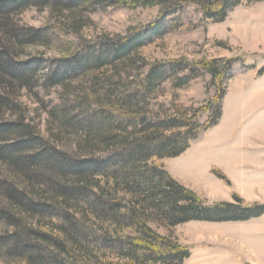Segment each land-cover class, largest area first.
Returning a JSON list of instances; mask_svg holds the SVG:
<instances>
[{"label":"trees","instance_id":"obj_1","mask_svg":"<svg viewBox=\"0 0 264 264\" xmlns=\"http://www.w3.org/2000/svg\"><path fill=\"white\" fill-rule=\"evenodd\" d=\"M84 1L88 0H0V261L4 264H183L190 258V250L154 231L148 223L150 216L154 215L160 225L177 226L188 222H246L264 215V205L245 204L236 194L233 202L206 203L164 168L149 165L151 159L180 157L200 132L219 124L226 95L225 80L237 59L192 65L212 75L217 85L214 101L196 109L192 115H170L150 123L146 117L135 115V106L141 103L142 93L160 84L167 69L152 67L140 90H132L130 77L119 73L113 82L104 85L108 87L98 96L93 109L81 110L75 117L64 111L65 121H73L70 124L82 132L71 157L63 149L57 151L50 145L37 125L26 124L11 95L13 91L32 87L42 67L40 62L21 63L20 50L51 42L40 29H19L11 16L31 7L72 12ZM95 1L128 8L158 6L160 19L194 5L214 22H224L242 4L264 2ZM156 26L151 24L148 29L153 32ZM144 38L145 31L140 30L125 42L103 44L96 52L89 45L83 51V46L75 45L73 54L45 68L48 73L43 77V85L60 86L82 69L128 63ZM183 63L174 62L176 66L170 69L180 68ZM117 91L121 92L116 96ZM207 112L210 113L207 121L197 123L200 114ZM5 116L16 119L5 121ZM136 132L140 133L139 137L130 141L128 135ZM113 159L118 160L115 162L119 168L111 187L109 168ZM141 163L145 167H140ZM212 172L230 184L220 170ZM120 185L122 193L118 189ZM74 198L77 200L73 201ZM46 218L54 220L56 231L41 227ZM127 230L135 233L128 234Z\"/></svg>","mask_w":264,"mask_h":264},{"label":"rangeland","instance_id":"obj_2","mask_svg":"<svg viewBox=\"0 0 264 264\" xmlns=\"http://www.w3.org/2000/svg\"><path fill=\"white\" fill-rule=\"evenodd\" d=\"M160 11L158 6L128 8L88 0L72 12L31 7L13 14L11 20L19 29H40L51 41L20 50L21 63L40 62L42 67L32 87L12 92L19 113L25 116L26 124L37 125L57 151L63 149L74 157L72 152L81 141L82 132L70 124L73 121H65L64 111L68 110L75 117L81 110L93 109L98 96L108 87L104 85L113 82L119 73L130 77L132 90H140L152 67L168 70L159 85L139 96L141 103L135 106V115L146 117L150 123L170 115H192L196 109L214 101L217 85L212 75L192 65L237 59L225 80L223 116L217 126L200 132L191 142L186 151L188 162L183 164L180 160L164 158L151 159L149 165L164 168L206 203L233 202L236 194L245 204L264 205V176H257L254 183H242L227 161L239 145L240 155L246 158L250 154L264 167V143L249 148L250 138L254 136L264 141V2L242 4L232 10L224 22L207 19L194 5L162 19ZM154 23L157 30L152 32L148 27ZM140 30L145 31V38L128 63L82 69L60 86L43 85V77L48 73L45 68L73 54L75 45L83 46L82 51L89 45L96 52L103 44L125 42ZM177 61L184 63L180 68L170 69ZM209 116L208 112L202 113L196 122L204 124ZM4 119L15 120L16 116ZM139 135L136 132L128 137L133 141ZM199 158L224 163L225 169L216 165L208 168ZM115 161L118 160L113 159L109 168L111 187L119 168ZM139 166L145 167L143 163ZM214 169L220 170L230 184L218 178L212 172ZM118 189L122 193V185ZM148 223L159 235L190 250V258L183 264H264V215L246 222L218 225L188 222L177 226L160 225L153 215ZM53 224L54 220L46 218L41 227L56 231ZM126 233L135 232L127 230Z\"/></svg>","mask_w":264,"mask_h":264},{"label":"crops","instance_id":"obj_3","mask_svg":"<svg viewBox=\"0 0 264 264\" xmlns=\"http://www.w3.org/2000/svg\"><path fill=\"white\" fill-rule=\"evenodd\" d=\"M260 140L261 141H258L255 136L252 139L250 138L251 145H249V148L250 147L255 148V147L259 146V143L260 144L264 143V141L262 139H260ZM235 150H236L235 152L230 154V158L227 161H229L228 163H229V166H231V171L237 176V178H238L237 180L241 181L242 183H244V181L247 183H254V179L257 176H264V167L259 166V164L256 163V161H255L256 157H254L250 154L249 155L247 154L246 155L247 157L245 158V157H243V155H240L239 154V145L235 146ZM193 158L194 157H191V160H194ZM173 159L175 161L180 160L184 164V162H188L189 154H187V152H186L183 155H181L180 157L173 158ZM200 161L203 162L205 165H207L208 168L213 166V165H216V166L222 168L223 170L225 169L224 163H221V162H219V163L218 162H216V163L205 162L204 159H200ZM251 188L253 189V187H251ZM199 223H206V224H211V225L227 224V223H209V222H199Z\"/></svg>","mask_w":264,"mask_h":264}]
</instances>
